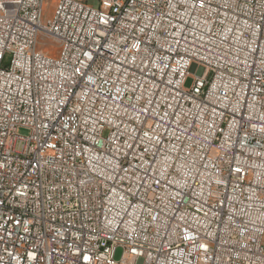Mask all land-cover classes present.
<instances>
[{
    "label": "built area",
    "instance_id": "1",
    "mask_svg": "<svg viewBox=\"0 0 264 264\" xmlns=\"http://www.w3.org/2000/svg\"><path fill=\"white\" fill-rule=\"evenodd\" d=\"M44 3L0 0V264H264V0Z\"/></svg>",
    "mask_w": 264,
    "mask_h": 264
},
{
    "label": "rangeland",
    "instance_id": "2",
    "mask_svg": "<svg viewBox=\"0 0 264 264\" xmlns=\"http://www.w3.org/2000/svg\"><path fill=\"white\" fill-rule=\"evenodd\" d=\"M88 2L92 5H97L98 4V0H88ZM56 4H57V0H45L44 3V18L48 19V18H52L55 12V8H56ZM41 44L42 41H41ZM50 48H55L53 47V43H51V41H49L47 43ZM188 85H190V81L188 82ZM123 254V250L121 248L117 249L116 253H115V258L116 260H120Z\"/></svg>",
    "mask_w": 264,
    "mask_h": 264
},
{
    "label": "bare ground",
    "instance_id": "3",
    "mask_svg": "<svg viewBox=\"0 0 264 264\" xmlns=\"http://www.w3.org/2000/svg\"><path fill=\"white\" fill-rule=\"evenodd\" d=\"M201 79H208V71H201Z\"/></svg>",
    "mask_w": 264,
    "mask_h": 264
}]
</instances>
